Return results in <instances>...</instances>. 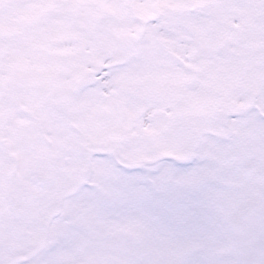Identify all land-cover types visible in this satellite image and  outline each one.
<instances>
[{
  "label": "snow or ice",
  "instance_id": "6c2138e0",
  "mask_svg": "<svg viewBox=\"0 0 264 264\" xmlns=\"http://www.w3.org/2000/svg\"><path fill=\"white\" fill-rule=\"evenodd\" d=\"M0 264H264V0H0Z\"/></svg>",
  "mask_w": 264,
  "mask_h": 264
}]
</instances>
